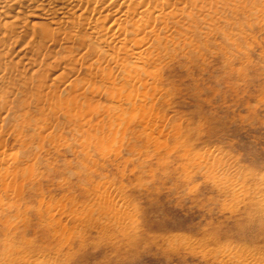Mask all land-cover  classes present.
I'll return each mask as SVG.
<instances>
[{
	"label": "rangeland",
	"instance_id": "rangeland-1",
	"mask_svg": "<svg viewBox=\"0 0 264 264\" xmlns=\"http://www.w3.org/2000/svg\"><path fill=\"white\" fill-rule=\"evenodd\" d=\"M261 11L149 62L116 131L15 98L0 116V264H264Z\"/></svg>",
	"mask_w": 264,
	"mask_h": 264
},
{
	"label": "bare ground",
	"instance_id": "bare-ground-1",
	"mask_svg": "<svg viewBox=\"0 0 264 264\" xmlns=\"http://www.w3.org/2000/svg\"><path fill=\"white\" fill-rule=\"evenodd\" d=\"M257 4L264 0H0V121L27 90L38 108L60 113L68 126L90 132L96 120L95 133L116 131L127 97L135 109L146 98V84L128 93L147 80L149 62L194 53L196 35L219 32L248 12L256 17L264 7ZM111 75L120 77L115 97ZM92 94L115 103L91 109Z\"/></svg>",
	"mask_w": 264,
	"mask_h": 264
}]
</instances>
